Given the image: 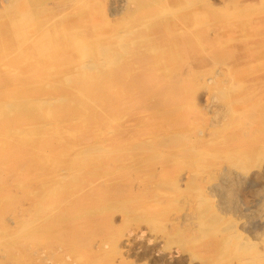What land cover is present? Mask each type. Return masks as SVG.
I'll use <instances>...</instances> for the list:
<instances>
[{"label":"rangeland","instance_id":"374dc122","mask_svg":"<svg viewBox=\"0 0 264 264\" xmlns=\"http://www.w3.org/2000/svg\"><path fill=\"white\" fill-rule=\"evenodd\" d=\"M196 1H198V3ZM199 1L200 0H149V2L148 0H0V27L2 28V25H5L6 28L10 18H12L16 24L15 29L12 31L7 28L5 30L8 31H0V74L2 72L4 76L6 75L8 77L6 82L9 83L1 84L2 81H0V90L4 88L9 89L10 87L9 94L0 98L1 104H4V102L7 104L9 102L8 100L16 101V99H18V84L21 83L20 77L24 78V80H22L23 83L32 84L34 81L29 77H33L36 74L39 76L45 74L55 75L50 79V83L54 81L57 83L65 82V100L68 99L69 97H67V94L72 87L70 85L66 87L67 79L70 75H75V69L80 65V62L84 63L85 61H89L88 58L90 57V61L97 58L98 47L94 46L95 41L97 40L99 44L103 46H108L109 44L111 46H119L117 40L109 36L114 30L124 31L126 29V32L124 31L126 35L123 41L125 45H127L128 48L126 49H129V52H123L119 47V50L121 49L120 55L124 54L125 57H128L132 54H136L135 52L137 51L144 52L149 45H151V47L153 46L155 49H160L159 54L151 53L153 56L150 55V63L148 65L141 66L137 63L135 65L136 67H133V71L135 70L134 73L143 79L142 83L139 82L140 86L127 88V85L131 84L132 80L129 78H122V74L121 79L113 82V86L110 85L106 87L111 93L118 94L116 96V94L112 93V96L121 109L110 116H104L106 120L104 121L102 119L98 124L100 125L99 132H89L91 135H89L90 139H88V144L83 147L79 146V149H85L98 143L99 141L97 140H100L105 146L109 147L111 140L108 138L116 136L118 139L117 141H119L116 142H122V147L126 148V151H124V158L122 160L120 159V161L117 159V161L110 159L106 161L88 159L86 163L77 165V169L71 171L74 174L76 173L74 171H77V173L80 171L78 174H83L84 171L86 172H84L85 174H88L92 171L91 169L96 171V174L93 175V178H95L94 180L91 175H89L90 177L87 175L88 181L83 182V185L82 182H80L82 187L74 192V197H83L85 195L83 198H87V194H89L88 197L90 200L85 205L90 204V211L95 210L96 213H100L99 216L102 218L101 226L97 225L95 228L84 231L83 234L69 233L64 242L52 248L50 244L43 239L34 238H30L26 241L27 250L25 248L23 251L19 252L16 249L10 248L7 241H5L3 237L1 238V229L4 228V226H12L17 231L19 229L21 230L32 217L34 201L36 199L32 200L28 198L19 201V196L25 192V194H27V189H34L36 186H41V176L43 173L40 168H38L37 163L41 166L40 164L42 162L40 160H38V162L35 160L33 163H30L34 165L33 168L32 165L28 164L27 167L23 168L24 170L16 168L17 170H14L15 172L6 170L4 163L0 165V264H20L21 259V264H34L35 262L37 264H225L235 261L238 257V253L242 252L238 243L243 236H249L250 240L252 239L251 235L243 231L240 232L241 235L238 238L230 234L227 230L229 224L232 222L237 223L242 218L237 217V215L234 214L235 212H230L229 214L220 212V209H217L220 195H211V192L207 193L206 189L209 185L217 181L218 176L216 171L220 166L224 165V163L229 164L236 162L241 156L239 149L228 148V146L225 147L226 144L222 138L229 134L228 131L232 129L233 124H235L234 122L241 121L243 115L246 114L255 100L264 101V4H261L264 3V0ZM88 2H92L93 4H89ZM63 3L66 4L63 6ZM251 3H253V5ZM85 4L86 8H84ZM188 5H190V7H188ZM45 7H48V10ZM219 7L222 9H219ZM21 8L26 10V12ZM238 9L243 10L238 11ZM153 10L159 11L160 14L151 16L150 14H153ZM98 11L100 12L99 14ZM102 11H104V14ZM145 11L148 12L147 16L150 15L149 17L146 16V20L144 21L145 26L149 28L155 23L163 24L166 22L164 23L166 26H164L163 31L160 33L143 31V27H141L139 21H136L135 17L139 13ZM163 12L166 13L165 16L162 15ZM31 16L35 18L29 19ZM73 16L75 19L72 18ZM152 17L154 18L152 19ZM80 19L82 21L84 20L83 23ZM30 20L35 23H31ZM25 21L28 22L24 24ZM51 21L55 22L53 23ZM61 21L64 23L63 25ZM48 23L51 24L52 27L49 26ZM32 24L36 27L34 28L32 26L33 30L31 27ZM225 24H227V26ZM246 24L248 28H246ZM91 25L93 27H91ZM194 25L198 26L195 28ZM50 28L53 31H51ZM62 29H64V31ZM106 29H109L110 32L105 31ZM196 29L198 30L196 31ZM14 30L17 34L19 33L18 36ZM40 30L44 31V34L42 31L39 32ZM77 30L82 31L80 32ZM96 30H100V32ZM28 31L33 33L29 32V34ZM54 32L58 35H55ZM36 34L41 38L40 40L38 37L39 41L43 44L45 41V45H48L47 56L49 57L52 53V56L48 58L51 60V64H41L36 68H31L30 55L21 51L19 42L22 41L21 39L25 41L33 35L36 37ZM46 34L52 42L48 40ZM98 34H102L101 37L100 35L98 36ZM104 34L107 36H103ZM64 35L66 38L65 47L63 45ZM228 36L231 37L233 41ZM244 37L249 38L246 39ZM85 38L86 40L89 39L87 47L82 43ZM133 39H135L134 42L131 41ZM143 39H145V41H143ZM74 41L76 47L74 46ZM130 42H132V45ZM170 43L172 44L170 45ZM57 45H60V48L57 49V47H59ZM53 47L54 51L52 49ZM63 49L65 55L61 54ZM83 51L86 52L84 53ZM55 54L57 56H55ZM196 55H198V57ZM58 56L65 57V63L56 64ZM176 57L177 60H175ZM166 58L168 59L166 60ZM52 61H54L53 64ZM155 62H157V64ZM45 65H47V67H45ZM62 65L66 66L63 67ZM127 68L128 66L126 65V71ZM24 69L25 72L22 73ZM58 73H61V75H59L60 77L66 73L65 79L57 77ZM157 80L160 81L162 85H159ZM155 81L157 83H155ZM242 83L243 85L241 86L240 84ZM116 85H120V87L118 88ZM156 87L161 88L160 93L158 90L155 93L154 89ZM113 89L114 91H112ZM163 89L164 91L166 90L167 93H164L166 101L160 104L161 109L156 106L155 103L156 101L161 102L163 98ZM234 89L235 91H233ZM116 90H119L118 93ZM124 91L127 93L125 94ZM84 96L86 97V94H83L82 97ZM258 96L261 98H258ZM77 98L78 97H76V99ZM123 107H125V109ZM97 110L101 111V108ZM156 110H158L159 113H155ZM44 111L52 112L53 109L51 106H45ZM166 113L167 115L170 113V115L167 116L165 115ZM71 121L72 120L68 117L61 118L59 116H57L56 121H54V123L57 124H55L56 126H59L58 123H60V127L62 125L61 123H65V147L67 143H71L67 136L69 135L67 129L71 126L69 123ZM238 124L239 123L233 127H236ZM152 127L154 128L152 129ZM111 129L118 130L116 133L109 134ZM71 131L74 132L73 130ZM198 131L200 132L198 133ZM172 133L175 135L180 133L178 137L181 141V147L178 146V150L174 151L178 156H173L175 158H159L160 160L152 161L151 164L147 166L143 164L142 166L136 162L134 150L130 149L131 144H136L135 141L142 144L147 143L146 145H151L149 146L150 148L152 147L151 150L154 149L155 152L157 151V153L161 152L164 154L167 150L160 148L159 141L167 137L174 138L175 135ZM181 134H183V137ZM83 135L84 133H78V137ZM0 137V139L3 140L2 136ZM147 138L149 140L146 141ZM210 138L211 140H209ZM198 140H201L203 144V146L199 148L202 152L199 156L204 158L203 160L199 159L194 153H191L194 155L187 154L195 145L199 144L197 143ZM206 140L214 141V148H211L212 146L209 148V145L208 147H204L207 142ZM201 147L203 149H208L202 151ZM76 150H78V148L73 149L65 155V162H67V160L69 161L72 156L78 152ZM207 150L214 151L215 153H210ZM154 151L152 150L151 153H155ZM227 151L232 159L227 158L228 155L225 153ZM218 152H220V154ZM223 152L224 154L222 155L221 153ZM235 152H237V155ZM263 159L264 154L258 158L259 161H263ZM166 161L170 163L168 164ZM34 162H36V165ZM105 162L107 164H105ZM251 163L252 162L247 163V166L252 167ZM14 164L16 163L11 161V167H13L12 165ZM105 165H107V169H105ZM26 170L29 171L26 172ZM18 171L19 173H16ZM213 174L215 175L213 176ZM32 175L38 178L40 177V180L35 181L34 178L29 179ZM103 176H107L106 180ZM195 178H197V180ZM91 181L95 188L93 184H91ZM195 183L197 185H195ZM247 186L245 185L239 191V197L241 199H239L237 203L242 211L236 213L249 215L255 210L258 197L255 192L248 189ZM121 188H125L127 193H120ZM201 188L204 189V193L199 192ZM81 192L82 194L80 195L79 193ZM220 192H222V190L217 191V193ZM4 195L10 196V198L6 201L5 199L1 200ZM68 197L70 196L65 194V203ZM218 216L220 218L215 220L214 218ZM258 218V215L251 218V224L263 222L264 219ZM242 221H244V219H242L238 225ZM203 225L207 227L205 228V232L202 231L201 228ZM207 230H209V233L215 236V238L211 235L208 236L206 233ZM218 237L221 239L224 238L227 244L213 246L214 240L212 239L218 240ZM258 241V244L264 245V235H262ZM216 243L219 242L216 241ZM251 250L256 252L257 248L255 246L249 248V253Z\"/></svg>","mask_w":264,"mask_h":264},{"label":"bare ground","instance_id":"6f19581e","mask_svg":"<svg viewBox=\"0 0 264 264\" xmlns=\"http://www.w3.org/2000/svg\"><path fill=\"white\" fill-rule=\"evenodd\" d=\"M23 1H25V0H23ZM148 2H149V0H148ZM156 2H154V3H156ZM196 2L198 3V1H196ZM199 2H201V0ZM88 3H86V4H88ZM90 3H92V2H90ZM167 3H168V1H167ZM45 4H46V2H45ZM64 4H66V3H63V6H64ZM86 4H85L84 8H86ZM142 4H144V3H142ZM251 4L253 5V3H251ZM261 4H264V3H261ZM28 7H29V5H28ZM180 7H181V4H180ZM188 7H190V5H188ZM45 8H47V10H48V7H45ZM84 8H82V9H84ZM91 8H92V6H91ZM91 8H90V10H91ZM21 9L23 10V8H21ZM29 9H30V7H29ZM102 9H103V7H102ZM166 9H165V11H166ZM219 9H222V8L219 7ZM241 10H243V9H241ZM241 10L238 9V11H241ZM5 11H6V9H5ZM23 11L26 12V10H23ZM168 12H170V11H168ZM218 12H219V10H218ZM71 13H72V11H71ZM99 13L100 12L98 11V14ZM102 13L104 14V11H102ZM166 13H167V11H166ZM166 13L163 12L162 15L165 16ZM147 14H148V12L145 11V12L139 13L135 17L136 21H139V24H141V27H143V31H149L150 33L151 32L152 33L153 32H159L160 33L161 31H163L164 26H166V25H164V23H166V22H164L163 24L162 23H155L154 25H152L149 28H147L145 26L144 21L146 20ZM156 14L159 15L160 12L157 11V10H153V14H150V15L151 16H155ZM27 15H29V14H27ZM39 15H41V14H39ZM150 15H148L147 17H149ZM175 16H177V15H175ZM85 17H86V15H85ZM6 18H7V16H6ZM31 18H35V17H32V16L29 17V19H31ZM72 18H74V16ZM153 18L154 17H152V19ZM194 18H196V17H194ZM83 19H84V17H83ZM55 21H51V22L54 23ZM83 21H82V23H83ZM89 21H90V18H89ZM26 22H28V21H25L24 24ZM33 22L31 21V23H33ZM85 22H86V20H85ZM109 22H111V21H109ZM51 24H49V26L52 27ZM63 24L64 23L62 22V25ZM65 24H66V22H65ZM108 25H109V23H108ZM225 25L227 26V24H225ZM2 26H3L2 28L0 27V31L1 32H3V30L4 31H8V30L12 31L13 29H15L16 24H15L14 20L12 18H10L9 21L7 22V25H6V28L8 30H5L6 29L5 25H2ZM32 26L34 27L33 24L31 25V27ZM35 26H36V24H35ZM194 26H193V30H194ZM196 26H198V25H196ZM196 26H195V28H196ZM33 27H32V30H33ZM91 27H93V26L91 25ZM98 27H100V26H98ZM34 28H36V27H34ZM105 28H103V29H105ZM133 28H134V26H133ZM246 28H248V25H247ZM64 29H62V30L64 31ZM92 29H94V28H92ZM205 29H204V31H205ZM249 29H250V27H249ZM16 30H17V28H16ZM50 30L53 31L51 28H50ZM127 30H128V28H127ZM197 30L198 29H196V31ZM243 30H245V29H243ZM41 31L42 30H40L39 32H41ZM44 31H42L43 34H44ZM60 31H61V28H60ZM77 31L81 32L82 30H77ZM96 31L100 32V30H96ZM105 31L110 32L109 29L108 30L106 29ZM124 31H122V30L115 31L114 30L109 35L112 39L117 40V44H119V46H117V47L116 46H111L110 44L108 46L100 45L99 42L96 40L97 38L94 39V40L97 41V42L95 41V45L94 46L98 47L97 48V58L95 60H91L90 61L91 57L89 56L90 57V58H88L89 61H85L84 60L85 61L84 63L80 62V65L77 68L75 67L76 69H75V75L74 76H73V74L72 75L69 74L70 78L67 76L68 79H67L66 87L69 86V85L72 87V89L68 91V94H67V97H69L68 99L65 100V82L57 83L56 81H54L53 83L52 82L50 83V79L52 77H54L55 75L53 76L52 74L51 75L50 74H45L43 76H39V75L36 74L33 77H29L31 80L34 81V83H32V84L23 83L22 80H24V78L20 77L21 83L18 84L19 85V87H18V89H19L18 95L19 96L17 95L18 99H16V101L15 100H8L9 102L7 104H6V102H4V104H1V102H0V136H2V138H3V140L0 139V165L4 163V166L6 167V170H10V171L15 172L14 170H17L16 168H18L19 170H22L24 167H27L28 164L32 165L30 163H33V161H35V160L37 162H38V160H40L43 163L42 164L41 162H39V163H41L40 164L41 166H39L38 163H37L38 168H40L41 172L43 173L42 176H41L42 177L41 178V183H40L41 186L40 187L36 186V188H34V189L33 188L27 189V194H25L26 193L25 192V193H23L22 195L19 196V201H22V200L28 199V198H31L32 200L36 199L34 201V209H33L32 217L22 227L21 230L19 229L17 231V230L14 229V227H12V226L10 227V226H7V225H6L7 227L4 226V228L1 229V232H2L1 238L3 237V239L5 241H7V243H8L10 248L16 249L19 252L23 251L26 248V241L28 239H30V238L43 239L48 244H50V247L52 248V247H56V245L58 246L59 243L64 242L66 236L68 237L69 233L83 234L84 231L90 230L92 228H95L97 225L101 226L102 218H101V216H99L100 213L99 212L96 213L95 210L94 211L93 210L90 211L89 210V205L90 204L89 205H85L90 200V198L88 197L89 194H87V198H83L85 196L84 194H83L84 195L83 197L79 196L80 198L79 197H74V192L78 191L82 187L80 185V182H82V185H83V182L88 181L87 179H88L89 175H91L92 178H93V175L96 174V171L91 169L92 171L89 172L88 174H85L86 172L84 170L83 171L85 173L83 172V174H81V173L78 174L80 171H78V173H77V171H74V172L77 173V174L75 173L76 175L73 172H71V171L74 170V169H77L76 168L77 165H80L81 163L82 164L86 163L88 161V159L89 160H93V159H95V160H105V161L107 159H110V160H113V161H117V160L120 161V159L122 160L124 158V155H125L124 151H126V148L122 147V145H121L122 142L121 143H117L119 141H117L118 139L116 138V136H113L112 138H108L109 140H111L110 141L111 144L109 145V147L105 146L103 142H100V140H97V141H99L98 143L93 144V145L89 146L88 148H85V149H79V148L81 146L83 147L84 145L88 144V139H90L89 135H91V134H89V132H92V133H98L99 132L100 125H98V124H99L100 120H102V119L104 121L106 120L104 116H110V115L116 113V111H118L119 109H121L117 105V102L114 101V98L112 96L113 92L111 93L110 91H108V88H106V87H108L110 85L113 86L112 85L113 82L115 80L118 81L119 79H121V75L122 74H123L122 78H129L130 80H132L131 84L127 85V88H135V86H140L139 82L142 83L143 79H141V77H138L134 73L135 70L133 71V67L137 63H138V65H141V66L148 65L150 63V57H151L150 55H152L151 53L159 54V50H160V49H155L153 46L151 47V45H149L147 50H144V52L137 51V52H135L136 54H132V55H130L128 57H125L124 54L120 55L119 53L121 52L120 51L121 49L123 50V52H129L128 51L129 49H126V48H128L127 45H125V43L123 41V38L126 35V33H124ZM29 32H31V31H28V33ZM55 32H56V30H55ZM85 32H87V31H85ZM31 33H33V32H31ZM16 34H17V32H16ZM56 34L57 33H55V35ZM75 34H77V33H75ZM195 34H197V33H195ZM18 35H19V33L17 34V36ZM37 35L38 34H36V37H35V35L31 36V37H29V39H26L25 41L23 39H21L22 41L19 42L21 51L23 53H28L30 55L31 62L30 61L29 62L31 63L30 64L31 68H36V67L40 66L41 64H47V65H49V63L51 64V62H50L51 60L48 59V58L50 56H52V53H51V55L49 57L47 56V54H48V50H47L48 49V45L47 46L45 45V41H44V44L41 41H39V39H38L39 36H37ZM99 35L100 34H98V36ZM101 35H100V37H101ZM93 36H97V35H93ZM103 36H105V34ZM148 37H146V38H148ZM47 38L49 40V36ZM47 38H46V40H47ZM229 38L232 39L231 37H229ZM244 38L247 39L249 37H244ZM19 39H20V37H19ZM65 39L66 38H65V35H64V38H63L64 44L62 43L64 45V47H65V41H66ZM77 39H79V38H77ZM148 39H150V38H148ZM164 39H163V41H164ZM40 40H41V38H40ZM88 40H86V38H85L84 41H82V43L84 45H86V47H87V44L89 43ZM183 40H184V38H183ZM49 41L52 42V40H49ZM131 41L134 42L135 39H133ZM143 41H145V39H143ZM227 41H228V38H227ZM232 41H233V39H232ZM58 42H59V40H58ZM78 42H80V41H78ZM130 43L132 45V42H130ZM171 44L172 43H170V45ZM241 44H242V42H241ZM68 45H69V43H68ZM75 45L76 44H75V41H74V46ZM133 45H134V43H133ZM175 45H176V43H175ZM57 46H59V47H57V49L60 48V45H57ZM119 47L121 48L120 50H119ZM155 47H157V46H155ZM162 47H163V44H162ZM52 49L54 51V47ZM79 49H81V48H79ZM66 50H68V49H66ZM170 51H172V50H170ZM64 52L65 51L63 49L61 54H64ZM78 52H81V51H78ZM83 52L85 53L86 51H83ZM87 52H88V50H87ZM224 52H226V51H224ZM53 54H54V52H53ZM91 54H93V53H91ZM55 56H57V55L55 54ZM62 56H58L57 57V63L56 64L65 63V57H62ZM196 56L198 57V55H196ZM84 57H86V56H84ZM165 57H166V55H165ZM172 58H173V56H172ZM230 58H232V57H230ZM152 59H155V58H152ZM159 59H160V57H159ZM167 59L168 58H166V60ZM226 59L228 60V57ZM175 60H177V57H176ZM162 61H163V59H162ZM159 62H160V60H159ZM53 63H54V61H52V64ZM155 63L157 64V62H155ZM207 64H208V62H207ZM25 65H26V63H25ZM47 65H45V67H47ZM66 65H68V64H66ZM66 65H64V66L62 65V66L65 67ZM70 65H72V64H70ZM126 65L128 66L127 71L125 69ZM229 67H231V66H229ZM157 70H158V68H157ZM47 71H48V69H47ZM24 72H25V69H24V71L22 73H24ZM65 74H63L61 76L64 79H65ZM169 74H171V73H169ZM59 75H61V73H58L57 77H60ZM7 78L8 77L6 75L4 76V74H2V72H1V74H0V81H2L1 84L2 83L6 84L7 83L6 82ZM60 78H59V80H60ZM212 81H213V79H212ZM157 82H158L159 85H162V83L160 81L157 80ZM157 82L155 81V83H157ZM7 84H9V83H7ZM158 84H157V86H158ZM240 85L242 86L243 83L240 84ZM117 87L119 88L120 85L117 86ZM161 87H163V86H161ZM110 88H114V87H110ZM179 89H180V87H179ZM154 90H155V93L157 92V90L159 91V93L161 92V88L160 87H156ZM112 91H114V89ZM118 91H117V93H118ZM162 91H163L162 92L163 98L161 99V102L156 101V103H155V105L158 106V107H160V104L162 102L166 101V98H165L166 96H164V93H167V91L166 90L164 91V89ZM233 91H235V89ZM252 91L255 92L254 90H252ZM9 92H10V87H9V89L8 88H4V89L0 90V98L8 95ZM124 92H125V94L127 93L126 91H124ZM83 94L84 95L86 94V97L85 96L82 97ZM113 94H116V93H113ZM76 95H78V96H76ZM117 95L118 94H116V96ZM75 96L78 97V98L76 99ZM260 96H262V95H260ZM260 96H258V98H261ZM10 101H12V102H10ZM45 106H51L53 111L52 112L44 111V107ZM98 108L99 109L101 108V111L97 110ZM123 108L125 109V107H123ZM155 113H159V111L156 110ZM165 115H167V113ZM168 115H170V113ZM57 116H59L61 118L68 117L70 120H72L71 122H69L71 126H69V129H67L68 132H69V135H67V136L70 139L71 143H67L66 147H65V123H61L62 124L61 127H60V123H58L59 126H56L57 124L54 123V121H56ZM73 122H75V123H73ZM102 123H103V121H102ZM234 123L235 124H233V126L236 125L237 123H239V124L236 127L232 126V129H229V131H228L229 134L227 136H224L222 139H223L224 143L226 144L225 147L228 146V148L239 149L240 150L239 152L241 153V156L236 162H232V163H229V164L228 163L227 164L224 163V165H222V166H220L218 168V170L216 171L217 176H218L217 181L215 180L216 181V182L214 181L215 183L209 185L207 187V189H206L207 190L206 192L207 193L211 192V195L212 194L213 195H216V194L220 195L219 203L217 204V206H218L217 209H220V212H223L224 214H226V213L229 214L230 212H235L234 214H236L237 217H240V218L244 219V221H242L239 225H238V223L242 219H240L237 223H233L232 222V223L229 224L227 230L230 232L231 235H234L236 238H238L241 235L240 232L243 231V232H246L247 234L251 235V237H252V239L250 240L249 236H243L241 241L238 243L240 245V248L242 249L241 250L242 252L238 253V257L236 258L235 261L232 260L233 262H227L225 264H264V248H263L264 245L258 244V242H259L258 240L261 238L262 235H264V220L261 223H257L256 222L254 224H251V222H250V219L253 218V217H256L257 215L259 216V218L264 219V159H263V161H259L258 160V158L263 156V154H264V101L258 100V99H257V101L255 100L254 104L251 105L249 110H247L246 114L243 115L241 121L240 122L237 121V122H234ZM153 128L154 127H152V129ZM70 129L73 130L74 132H72ZM74 129H76V130H74ZM117 130L118 129H111L109 134L116 133ZM159 130H160V128H159ZM96 131H98V132H96ZM199 132L200 131H198V133ZM78 133H82V134L84 133V135L78 137ZM118 133H119V131H118ZM172 134L175 135L174 133H172ZM172 134H170V135H172ZM176 135H175L174 138H168V137L166 139H162L161 138L162 140L159 141L160 148L167 150V152H165L164 154L161 153V152L157 153V151L155 152L154 149H152V150L155 153H151L152 152V150H151L152 147L150 148L149 146H151V145H149V144L146 145L147 143L146 144H142V143H140L138 141H135L136 142V144H135L133 142L135 145L131 144L130 149L134 150V154L136 155L135 156L136 157V162L139 163L140 165L143 164L144 166L145 165L147 166V165L151 164L152 161H155V160L158 161L159 158H161V159L164 158V157H166V158L169 157L170 158V157H173V156L177 155V153H174V151L178 150L177 148H178V146H180L181 141H180V139L178 137V135L180 136V133L177 135V137H176ZM182 135L183 134H181V136ZM132 138H134V137H132ZM134 139H136V138H134ZM147 140H149V139L147 138L146 141ZM209 140H211V138ZM138 143H140V144L137 145ZM153 143H154V141H153ZM197 143H199V144L195 145L194 148L192 150H190L191 152L189 151L188 153L187 152L186 153L187 154L194 153L196 156L199 157V159L203 160L204 158L199 156V155L202 154V152L200 151L201 149H199L200 146H203L202 141L198 140ZM192 145H194V144H192ZM208 145H209V148H210V146H212L211 148H214V145H215L214 141H207L205 143L204 147H208ZM77 148H78V150H76V151H78V152L74 156H72L71 159L69 158L70 159L69 161L66 159L67 162H65V159H64V158H66L65 155L68 154L69 152H71L73 149H77ZM173 148H174V150H173ZM205 149H208V148H205ZM205 149L202 148V151H204ZM166 150H164V151H166ZM207 151H209V150H207ZM209 152L211 153V152H214V151H209ZM227 152H225V153L228 155L229 152L228 153ZM179 153H180V151H179ZM218 153L220 154V152H218ZM194 154H191V155H194ZM221 154L223 155L224 152L221 153ZM231 154H233V153H231ZM235 154L237 155V152H235ZM189 156H187V157H189ZM173 158H175V157H173ZM227 158L232 159L229 155L227 156ZM233 158H235V157H233ZM179 159H181V158H179ZM11 161H14V163H16V164L12 165L13 167H11V165H10ZM124 161H126V160H124ZM166 162L168 163V161H166ZM249 162H252L251 163L252 167L251 166L250 167L247 166V163H249ZM34 164L36 165V162H34ZM105 164H107V163L105 162ZM103 165H104V163H103ZM33 166L34 165H32V168H33ZM105 166H106L105 169H107V165H105ZM199 166H201V165H199ZM29 167H31V166H29ZM97 167H99V166H97ZM29 170H26V172H28ZM201 170H202V168H201ZM97 172H98V170H97ZM16 173H19V171L16 172ZM108 173H107V175H108ZM210 173H212V172H210ZM214 175L215 174H213V176ZM106 177H104L105 180H106ZM33 178L35 179V181L36 180H40V177L38 178L35 175H32V176L29 177V179H33ZM98 178H100V177H98ZM94 179L95 178H93V180ZM195 179L197 180V178H195ZM88 184H90V183H88ZM91 184H93L92 181H91ZM195 185H197V184L195 183ZM245 185L246 186L248 185L247 188L250 189V190H253L255 192V194L257 195V197H258L257 200H256L255 210L252 211V213H250L249 215L248 214L246 215V214H243V213L242 214L236 213V212L242 211L238 207L237 201L239 199H241L239 197L240 196L239 195V191ZM85 187H86V185H85ZM93 187H94V184H93ZM96 188H97V185H96ZM85 189H87V188H85ZM203 190L204 189L201 188V190H199V192L202 193ZM218 190H222V192L217 193ZM120 193H127V190L125 188H121ZM65 194L70 196V197H68V200L66 201V203H65ZM79 194L81 195L82 192L79 193ZM9 198H10V196H5L4 195V196H2L1 200L5 199V201H6ZM82 204H84V205H82ZM218 214H220V213H218ZM218 218H220V217L218 216V217H215L214 219L216 220ZM215 220H213V221H215ZM201 228H202V231L205 232L206 231L205 228H207V227H205L203 225V226H201ZM206 233H207L208 236L211 235L209 233V230H207ZM211 236L215 238V236H213V235H211ZM221 237H223V236H221ZM212 240H214L213 244H212L213 246H221L222 244H224V245L227 244V242H226V240H224V238L221 239V238L218 237V240L217 239H212ZM254 240H255V242H254ZM216 241L219 242V243H216ZM254 246L257 248L256 252L251 250V252L249 253V248H252ZM237 249H239V248H237ZM26 250H27V248H26ZM21 262H22V259L20 260V264H21ZM34 264H37V263L35 262Z\"/></svg>","mask_w":264,"mask_h":264}]
</instances>
